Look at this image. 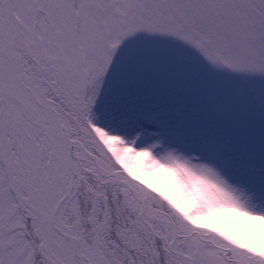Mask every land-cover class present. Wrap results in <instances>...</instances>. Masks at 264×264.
<instances>
[{
    "label": "snow or ice",
    "instance_id": "snow-or-ice-1",
    "mask_svg": "<svg viewBox=\"0 0 264 264\" xmlns=\"http://www.w3.org/2000/svg\"><path fill=\"white\" fill-rule=\"evenodd\" d=\"M0 264H264V0H0Z\"/></svg>",
    "mask_w": 264,
    "mask_h": 264
}]
</instances>
